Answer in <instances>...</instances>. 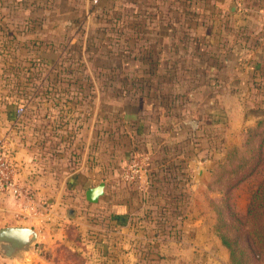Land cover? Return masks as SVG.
<instances>
[{
	"label": "rangeland",
	"instance_id": "obj_1",
	"mask_svg": "<svg viewBox=\"0 0 264 264\" xmlns=\"http://www.w3.org/2000/svg\"><path fill=\"white\" fill-rule=\"evenodd\" d=\"M260 18H264V0H0L1 133H8L9 146L13 139L22 141L34 161L36 140L41 137L37 126L40 115L55 117L54 129L64 136L65 146L68 137H73L72 145L75 141L76 145L83 144V135L87 137L90 132L91 147L82 146L75 159L86 155L84 159L90 163L88 177L93 175V183L97 184L104 176L95 169L105 164L100 163L104 152L100 149V128L109 129L106 166L111 168L117 164L112 159L122 155L111 147L118 138L115 131L122 125V111L126 110L130 118L137 106L146 108L157 97L176 112L183 106L173 92L153 89L166 76L149 75L135 68L143 65L145 69L150 63L139 59L137 53L133 55V51L140 46L148 51L150 42L143 38L157 35L162 41L155 42L154 50L180 48L190 52L192 57L188 53L169 59L178 68L190 67L185 78L191 77L196 67L203 66L205 71L214 66L219 79L225 81L224 88L215 87L214 94L219 92V96L203 89L192 91L193 98L206 102L200 106L203 114L211 110L209 100L220 103L211 123H216V128L207 120L202 132L204 137L210 136L214 128V159L217 165L225 163L236 146L226 142L225 134L232 125L240 127L225 110L227 106L241 101L246 104L245 110L262 113L252 116V124L243 130L264 120V25H254ZM136 19L143 21L140 44L134 41ZM157 21L164 24L159 26ZM160 60L162 66L169 63L165 58ZM251 67H256L254 72ZM182 74L174 73L169 83L182 80ZM8 97L23 108L21 115L16 114V107L11 122L6 119ZM150 116L155 118V114ZM149 121L156 128L151 117ZM69 129L72 136L67 134ZM230 134L236 136V130ZM103 142L102 133L101 146ZM184 145L190 154L187 143ZM57 160L63 170L65 159ZM148 163L149 173L142 174L141 182L151 185L157 177L161 191L170 196L182 194L184 200L178 196L173 201L150 198L141 188L143 193L131 205V213L121 220L114 217L118 209L106 196L91 204L84 199L85 186L69 188L64 183L60 191L76 197L68 204L79 214L65 227L68 244L57 237L50 251L41 250L39 254H49L52 261L56 255L68 264H228L225 251L217 245L221 241L216 232V202L208 201L219 196L218 190L209 191L207 187L209 197L203 193L202 200H193L189 197L190 187L178 188L172 178L167 182L162 172L152 177ZM121 173L116 180H121ZM175 173V179H179ZM260 177L258 171L231 192L238 214H244L252 184ZM133 186L136 188L134 183L126 187ZM60 245L66 248L56 252Z\"/></svg>",
	"mask_w": 264,
	"mask_h": 264
},
{
	"label": "crops",
	"instance_id": "obj_2",
	"mask_svg": "<svg viewBox=\"0 0 264 264\" xmlns=\"http://www.w3.org/2000/svg\"><path fill=\"white\" fill-rule=\"evenodd\" d=\"M259 11H261L260 8ZM157 22H159V26L162 25V23L164 24V21ZM254 25H264V18L254 21ZM140 38L141 37H138L136 43L140 44ZM143 41L150 42L148 51H141L142 47L140 46L137 47L138 49L136 48V52L133 51V55L137 53L139 59L146 58L150 64L145 69L143 65L141 67L140 65H136L135 68H139L140 71L142 70V73L147 72L149 75H160L159 77L161 78L166 76L165 80L160 79L157 81L153 89L165 90L168 91L169 94L173 92L177 101L182 102L183 106L176 112L174 108L167 107L165 102L161 103V98L157 97V99H155L154 102L151 101L146 108L141 104L139 107L137 106L130 113V118H128L126 110L122 111L120 115L123 117L121 118L122 125L115 131L118 138H116V144L111 145L118 153H122L118 159H112L119 165L113 164V166L116 165V168H113V166L111 168L106 166V164L108 165V155H106V152L109 147V129L105 127L106 131H103L100 128V149H104L103 155L102 153L100 155V163L105 164H102L104 166L103 168L97 167L95 170L103 174L104 178L98 183L101 181L104 182V196H106V199L118 209V211L113 213L114 217L117 219L121 218V220L129 216L131 213V205L136 201L138 194H142L143 191L147 190L145 195H148L150 198L153 196L154 198L159 197L164 201H173L177 196L181 197L182 195L177 194L170 196L165 191H161L160 185L156 183L150 185L149 183L146 184L145 181V184H143L141 182L142 173L137 181L136 188L133 186L131 189H128L121 177V180L117 179V181L115 178L123 171V165L128 161L130 155L135 153L146 154L150 162L149 166L153 172L152 177L154 174H159V176H161V172L163 174L164 168L172 166L174 163L177 165V163L181 161L183 166L176 168L179 174V179L176 181V184L178 188L181 187L182 189L190 187L192 192L189 197L193 196V200L198 198L202 200L203 193L206 197H209V191L207 189L208 182L210 180L211 171L217 166L214 159L216 156L215 151L217 150L213 149L212 139V134L216 131L211 132L210 136L206 135V137H204L203 135L205 133L202 132V126L203 124L206 125L207 120L209 124L214 122L215 118L213 111L219 109L220 103H218L217 100H209L207 105L211 110L209 113L203 114V110H201L200 106L206 102L201 98H193L192 96L194 93H192V91L203 89L211 91V94H214V90H216L215 87L218 90L224 88L225 81L219 79L220 75L218 74V68L216 67V69L214 66H211L204 71L203 66L196 67L194 74L189 78H185L184 73L191 71L190 67L182 66L178 68L175 65L173 66V61L169 62V59L171 55L180 56L182 54L184 56L188 55V53L189 56L192 57L188 50L180 48L177 50H154L155 42L160 43L162 41V37L157 35H155L154 38L152 35L144 37ZM161 58L167 59L169 62L168 65L162 66L160 64ZM254 68L256 67H251L252 72H254ZM176 72H183V79L180 81L176 80L174 84L173 81L169 83L171 80L170 78ZM149 84L153 85L150 82ZM150 87H148V89H150ZM189 90L190 92H188ZM214 95L219 96V92ZM244 104L241 101L233 102V104H230L225 109L236 123H240L238 129H236V126L232 125V129L230 128L228 131L229 133L225 134L226 142L233 143L236 146L241 143L243 128L246 125H251L253 122L250 120L253 117L247 115L250 108L245 110ZM153 114H155V118L150 116ZM150 117L154 120L156 128H153L152 120L149 121ZM54 118L55 117L52 116L51 120H56ZM6 119L9 122L13 120V118L7 117V115ZM193 122L195 123L194 125H192ZM213 124L214 125L211 124V126L216 128L217 124ZM199 126L201 129L198 128ZM1 129L2 128H0V133L2 131ZM234 129L236 130V136H231L230 132ZM102 133L104 141L103 146H101ZM91 139H93V137L90 136V132L87 137L83 135V148L91 147ZM194 139L199 141L197 147L192 146L194 145L192 142ZM208 139L209 141H207ZM205 140L207 142H205ZM203 142L206 143L204 147L201 146ZM185 143H187L188 147L191 149L190 154L188 152L183 153ZM8 154L17 166L18 181L27 189L28 196L15 197L0 192V226H30L37 231V240L34 244L33 253L27 259L6 258L0 254V264H55L51 259L41 256L38 251H50L57 237H60V240H63L62 242L68 244L65 227H69L68 224L73 219L67 218L66 210L68 208H74L68 203L71 200L76 201L77 199L75 196H70V194L64 195L60 190H62L64 183L68 184L69 182H72L75 186L78 184L80 186H85V190L94 186L93 175L88 177L90 172L89 160L84 159L86 155L83 157L81 156L74 169L70 171L68 167H63V170H61L62 166L60 164L54 165L49 161L44 162V160L37 156H35L36 159L33 161L31 153L25 149L23 142L15 139H13L12 144L8 148ZM88 158H90V155H88ZM85 160H88L86 164L84 163ZM50 164L51 170L45 169L46 167L49 168ZM53 168H55V172L52 170ZM141 188L143 191L140 190ZM181 198H179V201H181ZM85 201L87 200L85 199ZM74 209L76 216L79 214V211L76 208ZM193 229L197 230L196 227H193ZM123 230L124 228H122V231ZM220 244L221 242L217 243V245L223 249V252L225 251L227 263L231 264L227 249Z\"/></svg>",
	"mask_w": 264,
	"mask_h": 264
},
{
	"label": "trees",
	"instance_id": "obj_3",
	"mask_svg": "<svg viewBox=\"0 0 264 264\" xmlns=\"http://www.w3.org/2000/svg\"><path fill=\"white\" fill-rule=\"evenodd\" d=\"M142 22L138 19L134 20L135 42H137L140 36V23ZM145 59L143 58V60ZM17 105H20V103L16 99L13 97L7 98V117H14ZM38 121H40L37 126L40 127L38 131H40L39 134L41 137L36 140L37 151L35 156L44 160V162L49 161L54 165L58 164V158L59 160L64 158V168L68 167L70 171L74 169L79 161L78 157L77 160L75 159L76 154H80L83 144L80 142L76 145L75 141V144L72 145L73 137H68L72 136V131L69 129L66 140L67 145L65 146L63 142L65 138L54 129L53 124L55 120L52 121L50 115L42 114L38 117ZM198 128L201 129L200 126ZM215 133L212 135L214 136ZM196 137L200 138L199 136ZM192 142L194 144L192 146H198V140L194 139ZM61 143H63V146H61ZM73 149H75L74 152H72ZM185 152L187 151L184 150L183 153ZM51 164L49 168L46 167L45 169L51 170ZM179 166H183L181 161L177 165L174 163L172 166L164 168L163 174L169 178L168 182L173 181L176 184L178 179H175V170ZM52 170L55 172V168ZM258 171L261 173V177L252 184L246 210L243 215L238 214L231 202V192L233 189L250 180ZM154 183L159 184L157 177H154L151 182V184ZM67 186L72 188L75 185L69 182ZM208 188L209 191H214V189L218 190L219 196L210 197L208 201L216 202V232L221 244L228 251L230 263L264 264V120H260L255 126L248 127L242 131L241 143L232 149L225 163L218 164L211 171ZM65 248L64 245H60L56 248V252ZM44 255L45 258L50 259L49 254ZM52 259L55 264H60V261H62L56 255H53ZM62 264L68 263L63 262Z\"/></svg>",
	"mask_w": 264,
	"mask_h": 264
},
{
	"label": "built area",
	"instance_id": "obj_4",
	"mask_svg": "<svg viewBox=\"0 0 264 264\" xmlns=\"http://www.w3.org/2000/svg\"><path fill=\"white\" fill-rule=\"evenodd\" d=\"M22 111L23 108L21 106L17 107L16 114H21ZM9 144L8 133H0V192L15 197H27V189L18 181L17 166L8 154ZM148 161L146 154H132L121 174L125 186L134 183L137 187L140 174L149 173Z\"/></svg>",
	"mask_w": 264,
	"mask_h": 264
},
{
	"label": "water",
	"instance_id": "obj_5",
	"mask_svg": "<svg viewBox=\"0 0 264 264\" xmlns=\"http://www.w3.org/2000/svg\"><path fill=\"white\" fill-rule=\"evenodd\" d=\"M256 110L248 111V116L261 115ZM195 123L193 122L192 125ZM104 182L91 186L85 190L84 196L89 203H97L104 196ZM66 216L69 219L75 217V209L68 208ZM37 240V231L26 225L0 226V254L6 258L27 259L34 251Z\"/></svg>",
	"mask_w": 264,
	"mask_h": 264
}]
</instances>
